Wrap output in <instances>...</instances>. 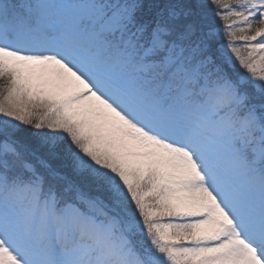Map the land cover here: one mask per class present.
Instances as JSON below:
<instances>
[{
	"label": "snow or ice",
	"instance_id": "1",
	"mask_svg": "<svg viewBox=\"0 0 264 264\" xmlns=\"http://www.w3.org/2000/svg\"><path fill=\"white\" fill-rule=\"evenodd\" d=\"M0 264H264V0H0Z\"/></svg>",
	"mask_w": 264,
	"mask_h": 264
}]
</instances>
